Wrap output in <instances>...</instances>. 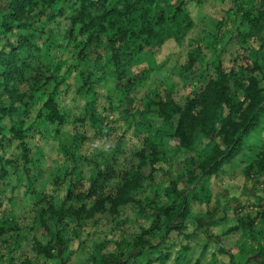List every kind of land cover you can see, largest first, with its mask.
Instances as JSON below:
<instances>
[{
	"label": "trees",
	"instance_id": "trees-1",
	"mask_svg": "<svg viewBox=\"0 0 264 264\" xmlns=\"http://www.w3.org/2000/svg\"><path fill=\"white\" fill-rule=\"evenodd\" d=\"M69 1L9 0L7 10L0 16V27L22 32L0 44V87H4L10 101L8 106L5 105L0 94V117L12 115L20 106L30 108L38 95V116L50 123H62L69 113L65 94L78 81L75 99L80 97L83 104L75 108L76 112L83 118L91 113L106 118L105 109L99 103L98 86L103 85L104 80L107 84L116 76L122 78L123 72L116 73L119 71L116 69L105 78L97 75L89 63L104 57L108 61H117L121 47H125V54L137 55L147 47L163 45L181 31L183 24L178 22L181 15L184 20L191 18L183 12L184 6L177 7L168 0H75L73 6H69ZM256 4V14L250 18L255 35L252 39L256 42L254 50L250 49L253 54H249L252 66L228 70L220 60L209 73L199 75L195 84H189V93L179 101L164 96L149 104L156 106L157 120L166 127V130L160 129L161 140L167 138L169 144L184 153L196 150V144L204 145L205 156L198 163L192 156L184 159L187 164L184 177L189 185L180 186L183 181L179 177L162 178L154 183L153 174L146 177L141 173L142 164H133L136 156L141 155L144 163L152 153H146L149 138L139 136L142 141H135L138 149L131 157L133 161L129 162L132 167H124L121 184L103 200H111L116 214L112 237L104 234L95 239L88 258L80 264H238L231 250L234 246L229 249L222 239L215 240L212 236L201 244L196 242L199 234L186 229L189 222L196 223L200 219L193 212L194 207L199 206L203 212L211 214L209 207L214 194L206 185L220 167L241 154L243 163L252 164L246 167L247 175L253 173L252 167L257 172H264V0H258ZM247 16H250L249 12ZM48 23H52L57 31L60 29L65 42L73 44L69 64L63 71L60 61L52 73L48 72V66H40L45 70L43 72L40 69L33 74L25 72L27 62L22 53L40 47L35 46L34 37L38 31L44 33ZM12 82L18 85L11 88ZM131 87L128 83L127 88ZM8 133L9 140L19 141L28 150L27 130L12 126ZM257 133L262 134L261 141H246V137H255ZM199 134L201 137L198 138ZM157 147L159 145L154 147V153L158 152ZM243 154L248 157L244 158ZM172 155L177 156L175 152ZM1 156L0 179H5L15 160ZM150 161L157 168L159 159L155 157ZM196 167L200 174L194 172ZM80 172H83L81 168L75 166L71 173L78 177ZM201 176L206 179L199 183ZM80 182L69 181L70 188L45 204L35 202L32 206L14 207L13 222L0 228V264L4 260L6 264H15L22 237L19 219L27 229L44 230V236L32 239L33 257L27 256L20 264H59L55 253L58 247L75 254L80 250L86 253L87 249L73 247V238L80 236L76 234L77 228L85 225L86 220H92L98 227L99 221L93 220L97 206L89 201L98 188L93 183L86 186L82 180ZM150 187L154 189L151 195L148 194ZM141 190L147 193L146 203L132 195L133 191ZM97 200L100 202L99 198ZM129 204L137 210L134 221L119 210L121 205ZM189 217L193 220L187 222ZM256 220L257 216L250 212L246 219L236 218V223L223 234L231 237L240 233L255 238L261 232ZM129 222L135 223L137 229L127 234L123 227ZM258 247L264 254L263 244L259 243Z\"/></svg>",
	"mask_w": 264,
	"mask_h": 264
},
{
	"label": "rangeland",
	"instance_id": "rangeland-1",
	"mask_svg": "<svg viewBox=\"0 0 264 264\" xmlns=\"http://www.w3.org/2000/svg\"><path fill=\"white\" fill-rule=\"evenodd\" d=\"M8 2L9 0H0V16L7 10ZM168 2L177 7L184 6L183 12L191 16L185 20L184 15L178 18V22L183 25L175 38L163 45L147 47L137 55L125 54V47H121L117 52V61H108L104 57L89 63L97 75L105 78L116 69H119L116 73L120 70L123 72L122 78L116 76L113 82L106 84L104 80L103 85L98 86L99 103L105 109L106 118L93 113L83 118L76 112L75 108L83 104L80 97L75 99L78 81L65 94L69 113L62 123H50L38 116V95L35 104L30 108L24 109L20 106L12 115L0 117V155L3 159L15 160L10 165V173L5 179H0V228L13 222L15 206L27 207L35 202L45 204L70 188L71 180H82L86 186L93 183L98 188L96 195L89 198V201L97 206L93 220L99 221V225L97 227L92 220H86L85 225L77 228L76 234L80 236L73 238V247L77 250L87 249L86 253L80 250L75 254L72 250L58 247L55 253L59 264H76L77 261L78 264L80 261L84 263L95 239L104 234H107L108 238L112 237L111 230L116 224V214L113 212L111 200H103L121 184L125 176L124 167H132L129 162L133 161L131 157L138 149L136 139L147 136L149 141L146 142V153H152L144 163L141 155L136 156L133 164H142L141 173L146 177L153 174L154 183L160 182L162 178L169 180L179 177L183 181L180 186L189 185L184 177L187 165L184 159L192 156L198 163L205 156L204 145L196 144V150L184 153L169 144L167 138L161 140L160 129L166 130V127L161 120H157L154 112L156 106L150 107L149 104L152 101H160V97L164 96L179 101L189 93V84H195L199 75L209 73L220 60L228 70L232 67L252 66L249 63V54L254 50L256 42L252 39L255 35L252 33L253 23L250 18L256 14L258 0ZM74 4L75 0L69 1V6ZM69 6L68 8H71ZM247 12L250 16H247ZM71 13L72 10L69 14ZM186 25L189 26L186 28ZM63 27L62 24L61 28ZM17 32L22 30L9 31L0 27V44L7 38H14ZM34 38L35 46L40 47L30 53H22L27 62L25 72L33 74L40 66H48V72L52 73L60 61L61 70H65L73 44L65 42L60 29L57 31L52 23H48L46 31H38ZM128 83L132 84L131 88H127ZM17 85L12 82L10 87ZM0 94L3 103L8 106L9 96L4 87H0ZM12 126L28 131L27 151L19 141L9 140L8 132ZM257 134L255 137H246V141H261L262 134ZM246 141L244 146L247 145ZM156 145H159L158 152L154 153ZM174 152L177 156L172 155ZM243 156L248 157L246 154ZM155 157L159 159L157 168L150 161ZM241 158V154H238L232 162L226 163L209 177L206 186L214 194L209 207L211 214H206L199 206L194 207L193 212L200 219L196 223L189 222L186 230L197 232L199 235L196 242L201 244L212 236L215 240L222 239L229 249L234 246L231 250L238 264H264V254L258 247L259 243L264 246V172H257V169L252 167L253 173L247 175L246 167L252 164L243 163ZM75 166L83 171L78 177L71 173ZM194 172L200 174L201 171L196 167ZM205 179V176H201L198 182L201 183ZM152 190L154 189L150 187L149 195ZM132 195L140 197L144 203L147 202V193L142 190L133 191ZM119 210L130 219L136 218L137 210L132 204L121 205ZM250 212L257 216L256 224L261 231L257 237L241 236L240 233L227 237L223 234L236 223V218L246 219ZM186 220L188 222L193 219L189 217ZM18 222L22 237L18 243L15 264H20L27 256L33 255V237L44 236L43 229H27L20 219ZM132 224L135 223L124 225L123 229L127 234L136 231L137 226L131 227ZM156 241L154 237V242ZM2 263L7 262L4 260Z\"/></svg>",
	"mask_w": 264,
	"mask_h": 264
}]
</instances>
